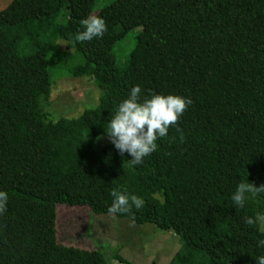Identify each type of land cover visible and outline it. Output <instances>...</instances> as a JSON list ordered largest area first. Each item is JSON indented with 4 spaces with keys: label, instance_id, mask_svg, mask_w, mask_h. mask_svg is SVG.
<instances>
[{
    "label": "trees",
    "instance_id": "obj_1",
    "mask_svg": "<svg viewBox=\"0 0 264 264\" xmlns=\"http://www.w3.org/2000/svg\"><path fill=\"white\" fill-rule=\"evenodd\" d=\"M104 1L12 0L0 10V264H109L99 248L58 241L56 224L59 204L109 213L113 189L144 202L115 216L180 237L168 264H256L264 192L243 207L231 194L241 180L264 185V0ZM91 16L106 32L75 41ZM63 76L90 78L99 93L55 119L50 96ZM133 85L191 104L129 167L105 129Z\"/></svg>",
    "mask_w": 264,
    "mask_h": 264
},
{
    "label": "rangeland",
    "instance_id": "obj_2",
    "mask_svg": "<svg viewBox=\"0 0 264 264\" xmlns=\"http://www.w3.org/2000/svg\"><path fill=\"white\" fill-rule=\"evenodd\" d=\"M11 1L0 0V10ZM136 34L137 31L132 30L125 42L119 44V62L125 60ZM53 84L48 108L53 118L75 116L95 105L92 103L99 91L90 78L63 76ZM56 227L58 241L99 248L109 264H126L114 258L117 252L131 264H168L181 246L180 237L170 230H162L150 223L136 225L130 219L119 218L112 213L96 214L88 205L59 204ZM201 254L204 256L205 253L202 251Z\"/></svg>",
    "mask_w": 264,
    "mask_h": 264
},
{
    "label": "clouds",
    "instance_id": "obj_3",
    "mask_svg": "<svg viewBox=\"0 0 264 264\" xmlns=\"http://www.w3.org/2000/svg\"><path fill=\"white\" fill-rule=\"evenodd\" d=\"M80 25L81 30L73 37L77 42L99 38L107 30L105 20L97 16L82 19ZM189 104V97L178 94L149 92L144 96L140 85H133L126 98L116 106L115 112L107 121L105 131L115 149L121 154L127 152L130 155L129 167H135L143 162V158L156 151L157 141L167 135L170 126L177 124L178 118ZM262 192L264 185L254 186L248 180H241L231 194L232 205L243 207L246 200L255 199ZM109 194L112 197V202L107 208L109 213L126 214L132 208L139 210L144 203L138 196L117 189H113ZM7 201L8 194L0 191V213L6 210ZM254 222L253 217H245L244 223L247 225H253ZM258 231L261 238L257 241V247L264 248V227ZM255 261L256 264H264V255L255 256Z\"/></svg>",
    "mask_w": 264,
    "mask_h": 264
}]
</instances>
